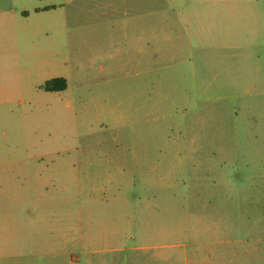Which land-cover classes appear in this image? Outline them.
<instances>
[{
	"label": "rangeland",
	"instance_id": "374dc122",
	"mask_svg": "<svg viewBox=\"0 0 264 264\" xmlns=\"http://www.w3.org/2000/svg\"><path fill=\"white\" fill-rule=\"evenodd\" d=\"M50 1L67 89L43 94L24 50L0 264H264V84L238 0Z\"/></svg>",
	"mask_w": 264,
	"mask_h": 264
},
{
	"label": "crops",
	"instance_id": "0c3cea01",
	"mask_svg": "<svg viewBox=\"0 0 264 264\" xmlns=\"http://www.w3.org/2000/svg\"><path fill=\"white\" fill-rule=\"evenodd\" d=\"M221 1L225 0H207L209 4ZM234 1L230 0V2ZM38 2L40 3H35L33 0H0V134L3 136L7 135L6 117L14 124L20 113L15 105L24 92V65H28L27 61L23 60L24 50L27 53L40 55V58L33 63L35 70L41 73L40 79L43 85L54 79L49 77L48 71L53 50L52 41L49 42L48 21L50 14L59 6L50 0H38ZM107 2L111 5H138L140 8L139 5L148 4L151 0H107ZM237 3L240 17L241 62L244 65L254 60L257 75L252 82L264 84V0H238ZM24 33L27 39L34 40L40 36L41 45L24 46L22 44ZM50 92L55 91H48L45 88L42 90L43 94ZM258 95H264V91ZM1 141L0 135V143ZM0 161H2L0 162V193L15 196V205L11 207L15 212L18 189L12 185L5 187L2 183L5 180H16L21 173L16 169L6 171L5 166L13 164V160L7 162L0 157ZM1 208L5 210L7 206Z\"/></svg>",
	"mask_w": 264,
	"mask_h": 264
},
{
	"label": "trees",
	"instance_id": "16d2710c",
	"mask_svg": "<svg viewBox=\"0 0 264 264\" xmlns=\"http://www.w3.org/2000/svg\"><path fill=\"white\" fill-rule=\"evenodd\" d=\"M46 90L48 91H64L67 89V80L65 78H56L46 83Z\"/></svg>",
	"mask_w": 264,
	"mask_h": 264
},
{
	"label": "flooded vegetation",
	"instance_id": "af4514ba",
	"mask_svg": "<svg viewBox=\"0 0 264 264\" xmlns=\"http://www.w3.org/2000/svg\"><path fill=\"white\" fill-rule=\"evenodd\" d=\"M54 79H56V78H54ZM53 80V79H52Z\"/></svg>",
	"mask_w": 264,
	"mask_h": 264
}]
</instances>
